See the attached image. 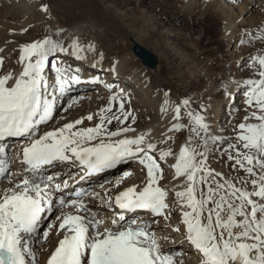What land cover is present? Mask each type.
<instances>
[{
  "label": "snow or ice",
  "instance_id": "snow-or-ice-1",
  "mask_svg": "<svg viewBox=\"0 0 264 264\" xmlns=\"http://www.w3.org/2000/svg\"><path fill=\"white\" fill-rule=\"evenodd\" d=\"M245 36L264 40V26ZM12 43L13 69L0 48V264H264V54L242 58L247 78H221L233 105L240 97L225 127L202 97L157 89V131L138 128L124 87L89 72L118 78L119 60L104 69L94 41L50 25ZM89 86L106 103L69 119Z\"/></svg>",
  "mask_w": 264,
  "mask_h": 264
},
{
  "label": "rangeland",
  "instance_id": "rangeland-1",
  "mask_svg": "<svg viewBox=\"0 0 264 264\" xmlns=\"http://www.w3.org/2000/svg\"><path fill=\"white\" fill-rule=\"evenodd\" d=\"M244 1L239 0L235 5L239 17L241 16L239 5L245 3ZM253 2L255 10L247 16L243 24L238 25L237 29L233 28L231 36L227 37L221 33L219 20L209 16L207 10L201 11L196 4H188L184 0H68L65 4L68 10L62 8L64 16L58 20L61 19L64 24L71 25L70 22L80 21L79 15L85 10L88 20L86 41H94L98 50L105 53V63L111 64L113 58L119 60L120 57L127 56L126 58H130L137 67L145 68L132 53L129 38L139 42L157 57L159 67L156 73L153 71L148 73L147 68L143 70L149 80H154L156 92L148 96L146 91L145 94L138 95L128 92L132 96V107L138 114V125L157 120L161 102L157 89H171L173 98L202 97L210 105L212 120L217 126L225 127L231 118V109L240 106V97L236 98L235 105H232L233 103L229 106L224 105L226 97L220 90L221 78L230 74L247 78L249 71L246 64L238 71L242 58L257 52L264 54V40L240 44L242 38L249 39L245 33L254 34L258 27L264 26L257 23L264 17V0ZM7 5L8 0L0 1V7ZM40 23L41 32L48 29L45 20H41ZM141 32H144V35H141ZM2 55L5 56V60L10 61L9 51ZM96 90L89 86L86 90H80V93L85 91L92 95ZM105 103L106 99L102 103L94 104L91 97L82 101L80 110L94 111ZM220 106H225L227 112L219 118L216 117V111ZM83 113L85 112L82 111L81 114ZM73 114L76 115V111L67 113L68 118H74ZM64 115L65 113L61 111L52 126L61 121ZM129 167L134 168L132 165ZM213 167L219 168L220 165L213 164ZM112 175L120 173L113 170ZM53 240L51 243L55 244ZM45 246L47 248V244ZM40 259L43 261L44 257L41 256Z\"/></svg>",
  "mask_w": 264,
  "mask_h": 264
},
{
  "label": "bare ground",
  "instance_id": "bare-ground-1",
  "mask_svg": "<svg viewBox=\"0 0 264 264\" xmlns=\"http://www.w3.org/2000/svg\"><path fill=\"white\" fill-rule=\"evenodd\" d=\"M0 1L3 2V0H0ZM66 1H68V0H8L9 5L0 7V48L5 49V51H9V54L11 56L10 61L5 60V67L7 69H13L16 67L17 53L14 51L16 48V44L12 43V41L23 42V41H27V40H31V39L40 37L43 34H45L46 31L49 30L50 25L58 26L60 28H64L68 32H75V33L79 34L84 40H87L88 35L86 34V32L88 29V23H87L88 20H86L85 10L81 11V13L79 15L80 16L79 22H75V23L70 22L71 25H67L66 23L65 24L63 23L64 22L63 20H61L62 15L64 16V13H63L64 11H62V8H64V9L68 8V6L65 5ZM41 2L47 3L49 5L50 15L53 19H51V20L47 19L45 14L42 13L41 11H39L38 5ZM184 2L188 3V4H193V3L196 4L198 6L199 10H201V11L207 10V14L209 16H211L214 19L219 20L221 33L224 37L225 36L226 37L231 36L233 28L237 29L238 25L243 24L244 20L247 18V16H249L251 14V12L253 10H255V5H254L253 0H245L244 1L245 3H243V4L241 3L242 5H239L240 6L239 7L240 14H241L240 17L238 15V12L236 11L237 6H235V5H237L236 2H239V0H184ZM20 5H22V6L20 7ZM263 16H264V14H263ZM59 17H61L60 21L58 20ZM41 20H45V24L48 27V29H46L44 32L40 31V29L42 27L41 23H40ZM138 22H139V20H138ZM257 23L264 25V17L260 18L257 21ZM146 24H147V22H146ZM148 24H149V22H148ZM93 25H94V23H93ZM142 26H144V24ZM145 27H147V26L145 25ZM23 28H28L29 31L26 34L21 35L20 30ZM147 28H150V27H147ZM150 29H152V28H150ZM138 32H140V31H138ZM140 34L144 35V32H141ZM129 41L131 43L130 46H131V51H132L133 45L135 43H139V42L135 41L133 38L132 39L129 38ZM5 51L3 53H5ZM134 56H136V55L134 54ZM126 57L125 56L120 57V59H119V65L117 67L118 78L116 77L115 74H109L108 72L102 71L99 68H97V69L89 68V72L91 74H99L106 81L114 83L118 87H124L126 92H132V93H134V95L135 94L136 95L145 94V91H146V96L152 95L153 93H155L156 92L155 91L156 84H155L154 80H152V81L149 80L147 78V75L143 73V70L145 68H147V71L149 70L148 73H151L152 71L156 73L158 71V67H159L158 63H157L158 59H157L156 63H154L153 66L148 67V66L144 65L145 68L142 69L141 67H137V65L134 64V62L132 60L130 61V58H126ZM13 61H14V63H13ZM109 66H110V64L104 62V65H103L104 69L109 68ZM81 90H85V89L82 87ZM89 92H91V91H89ZM80 94L92 97V103L94 102V104H97V103H102L103 101H105V99H107V97L110 93L106 89H104L103 87H100L96 91H93V94L91 93L92 95H90L89 93H87L85 91H82V93H80ZM101 97L103 99H101ZM232 103L233 102L229 101L226 98L224 105L229 106V104H232ZM225 110H226L225 106H220L216 111V117L218 116L220 118V117H222V114L225 115L227 112ZM79 111H81V112L84 111L85 113L87 112L85 110H79ZM79 111H76V115L73 114L74 118H75V116H77V115L79 116L81 114V112H79ZM158 112H159V110H158ZM150 113H151V111H150ZM159 115H160V113H159ZM159 115H158V118L155 115L157 118V120L155 122H150V121L147 122L146 121V123L144 125H138V128L141 130L148 129V128H154L157 131H159V129L161 127V125L159 123V121L161 120V117ZM140 116H141V114H140ZM223 117L225 119V116H223ZM59 122H61V121H59ZM218 122H219V120H218ZM218 125H220V124H218ZM54 126H56V124ZM50 127H52V125H50ZM218 127H221V126H218ZM132 166L134 167L133 170H135L136 165L133 164ZM169 172H170V170H169ZM136 175L139 176L140 173L137 171ZM117 176L118 175L113 176L112 173L109 175H106V176H102V177L97 178L94 181H92L91 186H92V188H96L99 190V185L101 183L107 184L108 181H114V179ZM83 186L88 187L87 184H85ZM52 239H54L53 241H55V243L57 242L55 236H53ZM180 239L181 238L179 235H175V240L177 242L176 246L178 249L181 247L179 244ZM53 245H55L54 242H53ZM187 259L190 261V264H196L195 263V261H196L195 256L189 254Z\"/></svg>",
  "mask_w": 264,
  "mask_h": 264
},
{
  "label": "water",
  "instance_id": "water-1",
  "mask_svg": "<svg viewBox=\"0 0 264 264\" xmlns=\"http://www.w3.org/2000/svg\"><path fill=\"white\" fill-rule=\"evenodd\" d=\"M132 52L139 58L142 65L151 67L157 61V57L140 43H135L133 45Z\"/></svg>",
  "mask_w": 264,
  "mask_h": 264
}]
</instances>
